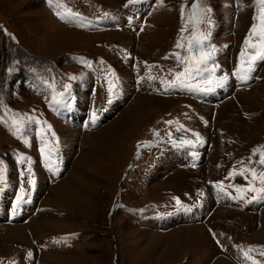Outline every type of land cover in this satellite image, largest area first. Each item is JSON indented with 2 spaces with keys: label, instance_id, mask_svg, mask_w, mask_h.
Listing matches in <instances>:
<instances>
[{
  "label": "rangeland",
  "instance_id": "obj_1",
  "mask_svg": "<svg viewBox=\"0 0 264 264\" xmlns=\"http://www.w3.org/2000/svg\"><path fill=\"white\" fill-rule=\"evenodd\" d=\"M195 4L203 23L193 17ZM68 9L79 19L69 22ZM256 13L254 0H0V215L7 219L0 220V264H264V208L219 201L210 185L229 184L235 164L264 146V61L247 81L234 75ZM194 27L210 34L205 51L215 49L208 62L219 66L214 77L227 75L222 101L199 102L161 84L160 78H173L170 70H183L170 54L189 55L181 37H190ZM249 54L245 50L244 59ZM109 69L118 86L111 102ZM137 96L145 107L138 109ZM106 111L91 129L85 120ZM12 119L26 122L22 137L13 135ZM197 133L208 148L192 168L184 162L192 144L184 142ZM42 146L54 150L51 169ZM18 155L31 164L18 163ZM62 181L72 198L59 199L54 191ZM18 196L33 200L36 213L25 215ZM14 226L22 228L17 238H7L6 228Z\"/></svg>",
  "mask_w": 264,
  "mask_h": 264
},
{
  "label": "snow or ice",
  "instance_id": "obj_2",
  "mask_svg": "<svg viewBox=\"0 0 264 264\" xmlns=\"http://www.w3.org/2000/svg\"><path fill=\"white\" fill-rule=\"evenodd\" d=\"M51 3V0H49ZM135 0H128V4H133ZM254 4L257 5V13L254 15L253 20L254 23L252 27L249 30L248 36L245 38L244 41V48L241 52V62L238 63L234 75L238 76L239 79L242 81H247L251 79V73L255 71V65L258 62L264 61V0H254ZM127 6V5H126ZM199 4L193 5V17H196V9L199 8ZM68 12V19L69 22H75L79 19V13L72 12L70 9L66 10ZM208 9L203 10V15L206 16ZM61 16L62 19H66L64 15L61 13H57ZM108 13H104V17H107ZM191 19V18H190ZM204 19L203 17H196V23H203ZM211 23L210 21H208ZM129 23H131V18H129ZM80 26H84L83 24H80ZM186 28H182L181 31H185ZM209 33L204 32H198L195 27L192 32V35L190 37H181V40L187 39V47L189 55L187 56H181L179 53H173L170 55H175V58L178 62V64L183 66V70L179 72H172L170 70V74L173 76L171 80H166L164 78H160L161 84L166 88H186V89H192L194 87H197L199 91L203 92H210L212 91V87L205 86V87H199L197 85H194L192 83L193 80L196 78L201 77L204 73H207V77L202 81L203 85H212L213 82H215L216 85H221L227 80V75L215 78L214 74L216 69L219 67L218 65L213 64L212 67L208 66V62L212 58V52L215 51V49H212L211 51H205L203 50L205 41L209 39ZM181 40H178L176 47L177 48H183L184 44L181 43ZM245 50H250V54L248 55L247 59H244ZM198 52V54H196ZM166 59L168 57H165ZM88 63V62H86ZM88 66L91 67V64L88 63ZM108 72L111 73L113 79H110L107 81L109 84L108 92H109V102H111V97L114 94V79H115V73L111 72V69L108 70ZM72 79V77H70ZM148 79H156V77H152L151 75L148 76ZM64 88L67 89L68 85H64ZM54 104H59L60 101L57 100L55 97H53ZM0 120H3L2 117H0ZM30 121L35 122L37 124L41 123L39 120H34V118H29ZM5 123H8L7 121H4ZM96 122V116L95 113H93V119L92 123L93 125ZM46 123V122H45ZM167 124L171 125L173 121H167ZM10 127L13 129V135L20 134V136H23L26 122L24 120H18V119H12ZM50 128V126H48ZM38 135L41 137V140H44V133L40 132ZM54 135V134H53ZM154 135H159L158 132H155ZM197 139H199V135L197 134ZM24 142L27 144V139L24 140ZM58 143V141H57ZM184 143L192 144V141H185ZM140 146H138L139 148ZM40 151L42 155L44 156L45 162L48 165V167L51 169L54 166V161L52 160L53 155V149L49 148L47 152H45L44 147L42 146L40 148ZM196 153L193 152L192 156L196 157ZM259 156V159L253 160V157ZM18 163H25L27 162L29 165L31 164V159L29 157L18 155L17 158ZM259 164L261 165V169L257 170L255 167H251V165ZM195 165V161L193 162V166ZM248 167L241 169L238 174L245 175V179L248 180V176H251V179L248 180L247 187H237L236 192L237 193H253L251 200L256 199H264V146H261L260 149H253L252 155L248 158ZM4 167L3 162L0 161V183L4 181ZM29 173V179L28 184L32 187L35 185V181L31 177V168L28 169ZM234 173L230 172L229 176H232ZM257 182L259 186H257ZM221 191H224V188L220 187ZM21 194L25 193V189L21 187L20 189ZM234 199H244L245 197L243 195H238L237 197H233ZM251 200L247 202H251ZM24 200L22 196L17 197V207L21 203H23ZM177 205H180V201L177 198L176 200ZM251 247L248 249V252L253 251ZM248 252H244V256L246 259H251V257L248 256ZM261 255H264V252H261ZM253 264H258V262L253 261Z\"/></svg>",
  "mask_w": 264,
  "mask_h": 264
},
{
  "label": "bare ground",
  "instance_id": "obj_3",
  "mask_svg": "<svg viewBox=\"0 0 264 264\" xmlns=\"http://www.w3.org/2000/svg\"><path fill=\"white\" fill-rule=\"evenodd\" d=\"M53 23L54 24H56V26L57 25H59L56 21H54L53 20ZM61 27V26H60ZM62 31L64 32H71V34L73 33V34H76V36L78 37V38H86V35H88V34H86V33H83V32H78V31H74V30H68V29H62ZM72 34V35H73ZM130 40H131V37L130 36H128V35H124L123 37H122V39H121V41L123 42V44H124V47H126V48H128V49H131V47H132V42H130ZM137 99H136V102L139 104V105H137L138 106V109H141V107H145V105H146V102L145 101H142V100H140V97L139 96H137L136 97ZM159 101H161V100H158V102ZM145 102V103H144ZM152 102V101H151ZM150 102V103H151ZM157 102V101H156ZM161 102H163V101H161ZM151 104H153V103H151ZM150 104V106L149 107H151V111H154V112H158L159 111V108H156V107H154L153 105H151ZM158 105V104H157ZM156 105V106H157ZM148 106V105H147ZM90 134V133H89ZM86 135H88V134H86ZM85 135V136H86ZM203 158H205V154H204V156H203ZM202 158V159H203ZM181 174V173H180ZM75 181H79L80 180V178L77 176V175H75ZM64 183V181H62V182H60V183H58L55 187H54V191L57 193V195H58V197H59V199H62V200H67V199H69V198H72V191L73 190H70V187H68L67 189L64 187H62L63 184ZM60 187H62V190H59V188ZM75 192V191H74ZM74 197H75V195H74ZM49 206L53 209V208H56L57 209V207L55 206H52V205H50L49 204ZM40 223H42L40 220H36V221H34V224L35 225H39ZM45 223H47L46 225L47 226H49V225H51V226H56V222H49V221H46ZM45 225V226H46ZM16 228H18V229H22V228H19V227H16V226H14V227H7L6 229H9L10 230V232H8V234H6L7 235V238H10V239H16L17 238V236H18V232H16ZM46 258H51L50 256H46L45 257V259Z\"/></svg>",
  "mask_w": 264,
  "mask_h": 264
}]
</instances>
